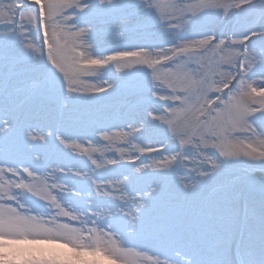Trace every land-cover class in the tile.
<instances>
[{"label":"snow or ice","instance_id":"1","mask_svg":"<svg viewBox=\"0 0 264 264\" xmlns=\"http://www.w3.org/2000/svg\"><path fill=\"white\" fill-rule=\"evenodd\" d=\"M0 264H264V0H0Z\"/></svg>","mask_w":264,"mask_h":264},{"label":"rangeland","instance_id":"2","mask_svg":"<svg viewBox=\"0 0 264 264\" xmlns=\"http://www.w3.org/2000/svg\"><path fill=\"white\" fill-rule=\"evenodd\" d=\"M43 247H59V246H48V245H44Z\"/></svg>","mask_w":264,"mask_h":264}]
</instances>
